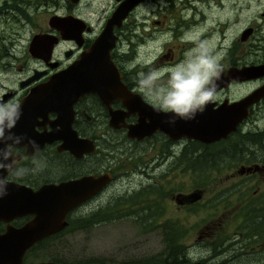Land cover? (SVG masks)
<instances>
[{"label":"flooded vegetation","instance_id":"1","mask_svg":"<svg viewBox=\"0 0 264 264\" xmlns=\"http://www.w3.org/2000/svg\"><path fill=\"white\" fill-rule=\"evenodd\" d=\"M15 1L21 2L23 0ZM93 1L95 0H78L75 4H70L64 0H53V6L48 13H46L44 7V4L47 3L43 2V5L39 8L43 9L44 13L40 14L37 12L38 15L34 17L35 21L33 22L31 19L28 22L21 14L14 10L13 6L10 5V0H1L2 3H6V7L0 10V104L9 105L10 109L11 106L17 105L21 101L30 88L45 83L51 74L65 69L74 62L77 63L81 58L87 56L93 41L99 36L107 19L121 0H111L108 6L109 10H105V12L101 10L95 16L86 7H89ZM205 1L182 0L181 16L175 21V26H183L184 30L178 29L176 35L181 36L183 33L194 34L192 37L194 41H205L213 33V30L216 31L218 29L221 20L212 11L222 9L223 4L221 1L214 2L215 4H212V7L209 8L208 2ZM228 1V4H226L228 9L225 11L224 18L227 19L231 13L234 21L231 24H228L226 21L224 27L227 28L229 26L237 31L239 14L246 12L248 16L255 19V16L253 17L255 3L262 1L263 4L260 6L259 12H257L261 20L260 23L250 19L238 31V34H240L244 29L250 28L251 31L246 35V38L240 41L239 35L235 39L233 38L235 35H233L229 39L227 51L230 50V54L221 56L224 64L222 67L223 71L231 67L242 68L264 63V31L262 34H259L261 28L264 30V0ZM148 2L157 3V0H142L127 12L118 25L111 26L112 41L110 37L106 46L110 42L112 43L107 49L108 61L114 67L116 74L114 76L115 80L113 78H111V82H108L107 79L105 80L108 83L104 87H119L128 91L135 96V98L129 99L131 103L136 101L139 95L144 103L157 107L151 96L146 94L145 91H142L137 83L139 79L138 26L139 28L145 26L143 20L138 22V8ZM163 2L170 5L171 0H164ZM164 7H156L153 11L154 16L151 22L155 26H159L161 22L156 18V15L160 14ZM165 13H171V8L166 7ZM9 15L15 19L12 25L7 20ZM51 15H57L58 17L70 16L79 19L80 22L78 27L70 24L65 26V28L61 25H58L57 28H52L48 25V18ZM207 19L217 26L212 31H209L210 29L207 27ZM152 30L156 34L165 31H161V29ZM219 33L221 36L220 40L217 41V47H219L224 37L225 40L227 38L223 31H219ZM34 35L54 37V42L48 51L49 55L45 60L43 59L44 53L39 49H34L36 55L30 54L29 43ZM140 40L143 42L142 38ZM190 45L194 46V43L192 42ZM42 48L46 49L47 44H42ZM163 57L168 58L169 52L167 51ZM35 72L39 73L35 74ZM263 84L264 75L241 81L231 79L225 87L218 89L216 98L210 103H213V106L216 107L222 101H236ZM241 87H245L243 94L236 97L229 96L230 91L239 93ZM71 106V129L74 130L77 138L89 141L83 143L79 148L74 149L76 152H79L78 155L60 148V145L63 143L61 139L44 143L39 149L32 152H27L26 147L23 145H8L12 156V164L3 175V179L22 185L31 191H36L42 186L57 185L60 182L89 175L107 174L109 180L97 192L66 212L63 219L64 225L60 230L50 233L30 245L24 251L20 264H33L36 262L104 264L99 259L84 260L76 263L62 261L59 257V254L62 253L61 240L65 234L72 236L75 230L79 229V224L94 226L110 221L108 220L110 218L109 213L101 218L92 220H83V218L94 210L103 209L107 205H112V198L105 193V190L117 176L115 169L123 163L129 162L132 166V169L129 170L132 173L135 172L143 175L146 180L139 188L137 187L129 192L125 191L126 195L132 194L133 192L138 193V190H143L140 196L141 200H144L143 194L149 192H151V197L154 199L160 190L163 192L171 190L173 193L169 195V198L178 199L180 202L176 201L178 202V206L181 208L186 207V211L182 214L183 222L179 223L182 226L186 225L185 223L189 221L191 208L196 204H199L200 213H198L202 215L195 221L201 222L206 216H213L215 214L214 212L203 209L205 203L201 204L199 202L205 192L202 184L192 189L193 192L198 191L200 193V198L193 202H186L181 199V196H189L192 190L173 191V186L179 181L191 178L190 171L192 163L195 165V170L196 168H198V171L203 170V161L207 156L211 158L214 155L203 151L204 148H213L221 146L223 143H231L230 145L233 151V149L242 146V140L235 142L231 138H227V136L225 139L203 143L198 140L187 139L185 136L171 138L158 130L153 131L149 136H145L140 140L130 139L126 137L125 132L128 125L138 123V115L136 111L132 112L126 107L124 98L109 94H105V97H100L95 91H87L77 96ZM263 108L264 97L250 105L248 108V116L238 124L235 131L231 133V137L240 135L250 115L258 110L261 111ZM54 119L55 114L53 112L47 113L42 120L38 118V121H41V123L35 125L34 130L38 133L48 131L50 129V123ZM261 141L262 139L255 142H248L249 147L243 153L247 155V160L230 167L229 175L224 177L226 179L224 186L228 187L225 190L231 191V193L222 198L218 203V205L224 206V208L233 206L231 209H226L223 219L227 224L234 221L233 234L223 235L219 244L223 246L226 243H236L241 240L242 234L239 225L244 224L249 230L250 237H254V239L250 240L251 243H249L248 247L239 248L241 250L239 253L247 249L248 253L252 254L251 257L254 263L258 257H264V143L260 144V146L255 145ZM125 142H128V152H126ZM194 147H197L198 150L194 149ZM220 152H217L216 155L218 156ZM116 153L119 154L115 155ZM101 157L106 158V161ZM121 158H123L121 160L122 163L120 162L119 165L118 162ZM240 166L250 167L251 169L238 173L237 170ZM209 169L213 176L219 174L217 167L211 166ZM211 169L215 171H211ZM213 176L210 175L209 178H214ZM148 179L149 181L147 182ZM217 183L221 184L223 180L220 179ZM102 195L106 197L101 199L100 196ZM215 201H218V199ZM136 205V207L131 205L130 208L138 209L139 207L142 211H146L149 208L145 202ZM127 215L125 213L124 216ZM250 216L253 218L250 219ZM32 217V215L26 214L13 217L8 221L0 220V235L6 231L7 227L13 229L20 228L28 223ZM244 217L246 220H244ZM136 218L138 219V213ZM69 222L77 223V229L65 232V227ZM164 223H166L165 220ZM168 223L173 224L174 222L170 220ZM256 227H258V231L255 230ZM204 244H206V241L201 242V244L199 243V247L193 248H205L206 246ZM227 246L225 245L224 247ZM212 247V252L218 250V245ZM224 252L225 249L220 250L216 257L223 255ZM235 253L237 255L239 254L236 251ZM27 255H41V258L33 262L26 261ZM43 255H45L44 258ZM176 255H180V253L175 252ZM169 256V250H166L165 252L162 251V256L159 258L138 259L135 261L120 262L119 264H168ZM205 256H199L192 260L185 254V260L178 262V264L192 261L200 264H219V261H207ZM243 256L245 257V255Z\"/></svg>","mask_w":264,"mask_h":264},{"label":"water","instance_id":"2","mask_svg":"<svg viewBox=\"0 0 264 264\" xmlns=\"http://www.w3.org/2000/svg\"><path fill=\"white\" fill-rule=\"evenodd\" d=\"M75 4L78 0H64ZM142 0H121L110 17L107 19L99 36L93 41L87 56L77 63L68 65L65 69L51 74L45 83L35 85L17 104L19 116L12 123L11 115H6L4 135L0 137V184L4 186V193L0 194V220L8 221L13 217L26 214L32 215V219L18 229L7 227L0 235V264H20L24 251L40 238L58 231L64 225L66 212L97 192L109 180L107 174L82 176L78 179L60 182L57 185L42 186L36 191L5 181L3 175L12 164L11 153L8 145H23L27 152L39 149L44 143L55 139H61L60 148L69 150L78 155L74 149L89 141L76 137L70 127L72 103L77 96L87 91H95L100 97L105 94L124 98L125 105L130 111H136L138 123L128 125L126 137L140 140L158 130L171 138L185 136L187 139L210 143L225 139L233 133L247 116L248 108L264 97V84L236 101H222L216 107L213 103L205 106L203 112H197L194 119L185 120L174 117L171 113L158 110L157 107L144 103L140 96L131 103L129 99L135 96L121 88L104 87L115 76L114 67L108 61L107 49L112 43H106L111 37V26L118 25L127 12ZM80 20L74 17H58L51 15L48 25L57 28L61 25L65 28L70 24L78 27ZM64 25V26H63ZM251 29L246 28L239 34V40L243 41ZM112 41V37L110 38ZM54 42L53 36L34 35L30 39L29 51L36 55L34 49L44 53L43 59H47L49 49ZM42 44H47L43 49ZM38 45V46H37ZM37 46V48H36ZM39 72H35L38 74ZM264 75V63L242 68L231 67L222 72L221 79L217 82L218 89L225 87L231 79L238 81L255 78ZM108 80L106 82L105 80ZM104 87V88H102ZM10 112V109H9ZM53 112L55 119L50 123L48 131L40 133L34 130V126L41 123L47 113ZM175 120L170 124V120ZM11 124V127L7 125ZM7 153V158L5 157ZM250 167H238L237 172L249 171ZM200 198L198 191L191 192L189 196H181L184 201L193 202ZM176 201L179 202L178 199ZM33 264H59L51 262H36ZM100 264V263H87ZM182 264H200L198 262H184Z\"/></svg>","mask_w":264,"mask_h":264},{"label":"rangeland","instance_id":"3","mask_svg":"<svg viewBox=\"0 0 264 264\" xmlns=\"http://www.w3.org/2000/svg\"><path fill=\"white\" fill-rule=\"evenodd\" d=\"M163 1L164 0H157V3L148 2L138 8V22L143 20L145 24L143 28L140 27L141 29L138 26V78L140 73L159 70L161 76L166 79L165 70L176 63H179L184 58V53L193 46L190 44L194 42V39L192 38L194 34L183 33L181 36L176 35V33H178V29L184 30L183 26H175V21L181 16L182 0H171L169 3L170 5H167V3ZM206 1L208 2L209 8L212 7V4H215L214 2L221 1L223 4L222 9H215L212 11V13H215L221 20V24L218 25V29H216V31L213 29L217 26L207 19V27L210 29L209 31L213 30V33H211L210 36H208V39L205 40L210 42L212 50L219 56L220 63L223 67L224 64L221 56L230 54V51H227L229 39L233 35H235L233 37L234 39L237 38L239 35L238 31L241 26L247 24L250 19L260 23L261 20L258 17L257 12H259L260 6L263 2L261 1L259 3H255V7L253 9V11H255L253 15V17L255 16V19L248 16L246 12H241L239 14L237 31L229 26H227V28L224 27L226 21L228 24H231V22L234 21V17L231 13L228 15L227 19L224 18L225 11L228 9L226 7V4L229 2L228 0ZM110 2L111 0H95L90 3L89 7H86L87 10L95 16L101 10L104 12L105 10H109L108 6L110 5ZM1 4L2 2L0 0V6ZM52 6L53 2L44 4L46 13L51 10ZM162 6H165L163 11L156 15V18H158L161 22L159 26H155L151 22V19L154 16L153 11L156 7ZM39 7L33 10L30 8L31 11H29V16L33 22L35 21L34 17L38 15V13H44V10ZM166 7L171 8V13H165ZM4 8L0 7V10ZM151 28L154 30L161 29V31H165L156 34ZM219 31H223L227 38L225 40L224 37L219 47H217V41L220 40L221 36ZM263 31L264 30L261 28L259 34H262ZM140 38H142L143 42H141ZM167 51L169 52V57H163ZM243 90H245V87H241L239 93L230 91L229 96H239L243 94ZM256 128H261L258 132L261 133V138L264 142V108L261 111L258 110L255 112L254 115L246 121V125L243 127V132H254L252 130H255ZM125 145L126 152H128V142H125ZM146 151H144V153H146ZM118 154L119 153H116L115 155ZM101 158L106 161V158ZM122 159L123 158L119 160V165ZM240 159L234 161L230 160L224 164L218 165L217 168L219 174L215 176L210 173V169L203 168L202 171H198V168H196V170L194 168V172L192 170L190 171L191 178L179 181L173 186V191H189L202 184L205 188V192L203 198H201L199 202L201 204L205 203L204 208L215 213L213 216H206L201 222H198L195 220H198V217L202 215L199 214L200 206L194 207L193 210H198L195 212L190 211L191 216L189 221L185 223L186 225L181 227H184L183 229L185 230L187 236L183 235L179 230V225H176L183 222L182 214L186 211V207L181 208L178 206V202H176L175 198L170 199L169 195H172L173 192L168 190L163 194L161 193L157 195L156 198L153 199L154 201L152 202L153 205L151 208L144 211L145 213H139L138 219L136 218V212L140 210L139 207L138 209H134L133 213L130 211V214L127 216L118 219H111L109 222H105L103 224L101 223L94 226L90 225L84 229L75 230L72 236L67 234L63 235L61 240L62 253L59 254V257L62 261L67 263L99 259L102 260V263L104 264H119L120 262L135 261L138 259L145 260L147 258H159L162 256L163 242L168 238L166 234L167 232L172 231L175 233L174 235H176V243L180 247L185 248L186 255L192 260L199 256L207 255L205 256L207 261H219V264H264V257H258L255 259L254 263V260L251 257L252 254H249L247 249L243 250L242 253H239L241 250L237 249L233 245H228L225 248L224 254L221 256L216 257L217 253L212 252V246L215 245H218L217 251L222 250V246L219 244L221 237L223 235L233 234L234 221L227 224L223 219L225 217L224 213L226 212V209H231L233 206L224 208V206L217 204L214 209L209 207L212 206L215 200L220 198V196L224 194L225 189L228 188L224 186L226 183V179L224 177L229 175L230 168L225 167L228 164H230L231 167L236 165L235 163ZM120 166L115 169V174L117 175L116 178L107 186L105 190V193L112 198L111 204L115 201L129 203L126 199L130 198V194L126 195L125 191L129 192L132 189H136L137 187L139 188V186L143 185L146 181L143 175L135 172L132 173L129 170L132 169L129 162L123 163ZM211 171L215 170L211 169ZM210 175L214 178H209ZM152 178H154V176H152ZM220 179L223 180V183L218 184L217 181ZM148 181L149 179L147 182ZM199 181H201V183H199ZM191 192H193V190ZM104 197L106 196H100L101 199ZM128 205L129 204L123 206V212L129 210L127 209ZM118 206H120V204ZM151 215H154L152 222ZM140 219L142 221H140ZM164 220L166 223H164ZM170 220L174 223H168ZM69 223L67 225L68 227L65 228V232L73 229L70 228ZM204 241H206L205 248H193L199 247V243ZM235 251L239 254L237 255ZM243 255H245V257ZM44 256L45 255H43V258ZM40 258L41 255H27L26 261L33 262L35 260H39Z\"/></svg>","mask_w":264,"mask_h":264},{"label":"clouds","instance_id":"4","mask_svg":"<svg viewBox=\"0 0 264 264\" xmlns=\"http://www.w3.org/2000/svg\"><path fill=\"white\" fill-rule=\"evenodd\" d=\"M194 46L184 53V58L165 70L164 79L159 70L140 73L138 86L150 95L158 110L171 113L174 117L191 120L197 112L218 94V81L223 72L220 58L212 50L208 41H194ZM0 104V137L4 135L6 115H11L12 123L19 116V106ZM174 124L175 120H170ZM11 127V124L7 125ZM7 158V153H5ZM0 167H3L0 165ZM4 186L0 184V194Z\"/></svg>","mask_w":264,"mask_h":264},{"label":"trees","instance_id":"5","mask_svg":"<svg viewBox=\"0 0 264 264\" xmlns=\"http://www.w3.org/2000/svg\"><path fill=\"white\" fill-rule=\"evenodd\" d=\"M53 0H23L21 2H17L15 0H10V5L13 6L14 10L21 14L23 18H25L28 22H30L31 18L29 16V11L30 8L36 9L39 6L43 5V2L49 3L52 2ZM6 5V3H2L1 4V8H4ZM8 22H10V24L12 25L15 21L14 17L9 15L7 17ZM230 51V50H228ZM258 130H261L260 128H257L255 130H252L254 132L251 131H246V132H242L240 135H236V136H232V134L228 135L227 138H231L232 140H234L235 142H239L242 140L241 142V147H238L236 149H233L232 151V146L230 145L231 143H223L221 146L218 147H213V148H204L203 151L214 154L211 158L210 156H207L206 159L203 161V165L204 168L209 169V167L214 166L217 167L220 164H224L230 160L234 161V160H238L240 159L238 162H236L235 164L241 162V161H246L247 160V155L243 154L244 151H246V148H248V142H255V141H259L261 138V133L258 132ZM264 143L263 140L259 143L257 142L255 145L256 146H260V144ZM237 146V145H234ZM147 147V146H146ZM243 148V149H240ZM194 149L198 150L197 147H194ZM221 149V152H220ZM238 149H240L239 151H237ZM220 152L219 155L217 156L216 153ZM231 165L228 164L225 168H230ZM194 168L195 165L194 163H192L191 165V170L194 172ZM199 183H201V181H199ZM143 190H138L137 192H133L132 194L129 195L130 198L126 199L129 203H125V202H119V201H115L112 203V205H107L105 208L103 209H98V210H94L91 213H88L83 220H92V219H96V218H101L103 217L105 214L109 213L110 214V218L108 220L111 219H118L120 217H124L125 213L130 214V211H132L134 209H131L130 206L132 205L133 207H135L136 204H139L140 202L142 203H146L148 204V207L151 208V206L153 205L152 202L154 201L153 198H151V192L149 193H145L143 194V198L144 200H141L140 196L142 195ZM163 194L164 192L160 190V192L157 193V195L159 194ZM231 193V191H224V194L220 196V198H218V201H215L214 204L212 206H210L209 208H215L216 205L219 203V201L222 200V198L226 197L227 195H229ZM120 204V206H118ZM128 205L129 210L126 212H123L122 208L125 205ZM199 204H196L194 206H192L191 211L195 212L196 210H193L194 207H197ZM148 208V209H149ZM147 209V210H148ZM206 209V208H203ZM152 210V209H151ZM200 210V209H199ZM207 210V209H206ZM139 215V213H145L144 211H142V209L138 210L136 212V215ZM250 219H252L253 217L250 216ZM151 219H154V215H151ZM151 220V222H152ZM244 220H246V218L244 217ZM140 221H142L140 219ZM149 222V221H147ZM77 223H73L70 222L69 226L70 228L73 229H77ZM179 225V230L180 232L187 236V234L185 233V230L182 227V224H176ZM88 226V225H87ZM87 226H84V224H79V229L82 228H86ZM68 226H66L65 228H67ZM239 228L241 230V234H242V239L239 240L236 243H226L222 246V250H224L226 247H224L225 245H233L234 247H236L237 249L239 248H246L249 246L250 240L254 239V237H250L249 235V230L246 228V226L244 224L239 225ZM256 231H258V227L255 228ZM175 233L172 231L167 232V240L163 242V251L165 252L166 250H169L170 256L168 257V264H175L178 262H183L185 260V248L180 247L177 243H176V235H174ZM174 235V236H173ZM248 238V239H247ZM172 242V245H171ZM201 244V243H200ZM205 245V244H204ZM206 246V245H205ZM175 252H179L180 255H176L175 256ZM219 251H216V253H218ZM251 254V253H250ZM187 256V255H186ZM209 261V260H208Z\"/></svg>","mask_w":264,"mask_h":264},{"label":"bare ground","instance_id":"6","mask_svg":"<svg viewBox=\"0 0 264 264\" xmlns=\"http://www.w3.org/2000/svg\"><path fill=\"white\" fill-rule=\"evenodd\" d=\"M252 115H254V113H253ZM252 115H250V118H251ZM250 118H249V119H250Z\"/></svg>","mask_w":264,"mask_h":264}]
</instances>
